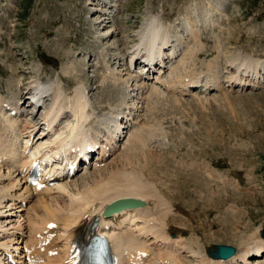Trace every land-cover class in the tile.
Here are the masks:
<instances>
[{
    "label": "rangeland",
    "instance_id": "1",
    "mask_svg": "<svg viewBox=\"0 0 264 264\" xmlns=\"http://www.w3.org/2000/svg\"><path fill=\"white\" fill-rule=\"evenodd\" d=\"M96 2L0 0V92L8 100L18 97L16 85L19 79L26 87L37 79L45 83L55 82L71 99L82 87L94 108L90 110L95 122L89 132L94 134L97 121L109 117L120 101L133 95L130 91L134 88L125 90L120 84L116 91L110 80L103 83L106 72L101 53L108 55L110 68L123 71L124 65L126 68L130 61L129 55L125 54L139 47L138 34L146 20L159 19L165 27H173L171 31L182 39L183 51L191 49L194 54L188 70L192 72L191 76L196 78L195 75L201 72L208 73V63L216 64L221 89L208 94H200L196 89L186 96L171 95L170 92L165 99H152L153 108H150L152 103L146 106L145 123L143 120L144 128H149L151 133L148 147L138 152L130 166L139 168L153 157L157 162L150 166L146 175L169 204V238L184 236L192 243L199 241L205 253L206 249L213 251L218 244L246 250V244L255 242L257 228H264V81L260 78V84L255 88L227 85L231 83L228 76L244 75L235 71L236 65L232 63L240 56L264 62V0H99L101 8H107V15L114 16L115 24L110 23L107 28L96 25L95 19L100 16L99 12H94ZM112 5L115 6L110 8ZM111 11L114 12L110 14ZM111 27L118 28L116 30L120 33L102 41L100 36ZM98 31L103 32L100 35ZM180 53L183 52L178 55ZM119 54V59L125 55L124 61L113 60ZM72 63L78 73L66 76L65 70ZM141 68L137 67L136 71ZM260 72L264 77V70ZM254 76L247 78L246 82H256ZM211 83L217 84L214 79ZM136 94L132 100L136 101ZM27 108L30 113L32 108ZM122 109L130 110L131 106ZM140 115L143 112L133 116L139 121ZM0 116V130H4L6 121L3 115ZM127 138L128 134H125L117 142L116 151L101 163V167L106 168L105 171L101 168L102 175L115 171L111 166L120 160ZM22 141L24 139L17 142ZM141 152L147 154L146 160H143V153L139 154ZM10 169L12 172L7 166L0 168V174H6ZM96 170L93 165L86 173H79L74 178L76 181L72 179L75 182L71 181L77 182L82 190L86 187L82 178L88 176L87 173H90L91 185L95 178L96 182L100 180L101 173ZM214 175L215 179L210 177ZM9 176L6 181L1 180L0 191L11 183ZM25 189V185L18 186L14 193L26 196ZM68 196L58 198L62 205L70 202ZM53 197H49V203ZM38 198L25 202L23 211L19 210L21 203L0 206V225L11 229L21 222L25 224L27 220L24 218L28 211L35 212ZM149 202L153 208L156 202ZM43 212L38 213L40 218L45 217ZM126 227L129 225L124 224L122 230ZM15 239L18 241L20 236ZM23 239L26 240L21 237ZM160 246L168 250L173 248ZM192 247L199 251L198 245ZM186 252L181 254L183 262L201 264L197 255L194 259ZM250 261L263 262L264 256Z\"/></svg>",
    "mask_w": 264,
    "mask_h": 264
},
{
    "label": "bare ground",
    "instance_id": "2",
    "mask_svg": "<svg viewBox=\"0 0 264 264\" xmlns=\"http://www.w3.org/2000/svg\"><path fill=\"white\" fill-rule=\"evenodd\" d=\"M100 4L99 0H97L94 12H99L100 16L95 19V22L96 25H104L107 28L110 23V25L115 24L114 16L110 17L107 15L109 14L108 10H106L107 8H101ZM113 6L115 5L110 6V8ZM112 12L114 11H111L110 14ZM172 28L165 27L159 19L146 20L143 29L138 34L139 47L125 54L129 55L130 61L126 64V68L124 65L123 71L110 68L107 63L108 55L101 53L102 60L104 61L103 68H105L106 72L102 77L103 83L110 80L113 90L120 87V84L125 87V90L130 89L132 86L134 88L130 91V93L133 92V95L127 96L126 101H120L119 106H116L109 117L102 119V121H97L98 125L94 134L92 132L89 133L91 131L90 126L92 127L95 122L94 118L92 120L93 114H91L90 110H94V108L85 92L86 90L82 87L77 91V95L71 99L65 96L63 89L56 85L55 82V84L51 82L45 83L42 82V79H37L26 87L27 85H24V81L19 79L16 85L18 88L17 95H19L18 97L16 96L17 98L14 95L15 98L8 100L0 92V114L9 123L8 126L4 121V130H0V168L2 169L6 166L8 168L12 167V172H10V169L7 172L8 174L3 175L2 171V174H0V184L3 182L1 180L6 181L9 175V183L11 182L0 191V206L6 203L4 207H10L11 205L21 203L19 210L23 211L22 207L25 205V202H29L34 197H39L37 206L34 207L35 212L30 213L28 211V216L24 218L27 220V224H21V222L11 227V229L0 225V232H3V235H0V251L4 250L8 254L20 251L22 258L28 257L34 262L37 261L38 264H66L65 261L68 259L73 245L76 242L81 244V233L79 232H82V228L88 227L92 217L103 214L106 206L110 204L126 199H136L142 201L144 206L113 213L111 220L102 221L100 225L101 229L98 231V233L111 237L112 246L119 259V264H186L182 260L183 257L181 258V254L186 250V253L194 259H197V255L200 258L201 264H264V261L254 263L250 261L251 258H263L264 256V240L260 236L264 228H257V236L253 240L255 242L246 244L247 247H244L246 250H242L243 248H240V250L236 249L238 250L237 254L226 261L214 259L212 255L209 256L208 249H206L205 253L199 245V241L192 243L188 238L185 239L184 236L169 238L167 221L170 212L169 204L163 199L161 192L157 191L158 188L154 185V182L149 178L147 179L146 175L150 166L156 165L157 162L155 161V164L153 156L152 160L147 161V154L141 152L139 154L143 153L145 157L143 160H146L143 162L144 164L139 166V168L133 165L134 169L130 166L132 159L137 157L138 152L148 147L151 133L149 128H144V114H146L144 113V109L152 103V99L159 97L165 99L170 92H172L171 95L180 94L181 96H186L192 92L191 88H204L200 92H207L209 90L207 86L209 88L212 87L214 90L215 88H221L219 66L216 64L208 63V73L201 72L195 75L196 78L191 76L192 72L188 70L189 65L193 61L194 54L191 49L183 51L182 39L178 34H174L171 31ZM116 29L111 27L110 30H106L102 37L100 36L102 41L118 35L120 31L118 32ZM103 31L105 30L103 29ZM103 31H98V33L101 35ZM124 44L123 42L122 46ZM181 51L183 53L178 55ZM120 54L115 56L113 60L120 57ZM93 55L91 54V56ZM125 55H122L121 59L118 58L117 60L124 61ZM145 56L152 61L155 60L157 63H155L156 68L152 73L150 72L152 67L144 65L143 61H141V58ZM235 61L232 62L236 65L237 70L235 71L242 72L244 75L230 76L233 79V83L240 80L238 76L241 78L240 83H242V86L248 87L258 86L260 78L264 80V77H261L262 72H260L264 70L263 61L245 56H240ZM74 65L75 63L70 64L69 69L65 70L66 76L78 73ZM133 65L135 66L134 69ZM137 67H142V70L136 71ZM157 69L160 72L151 80V75H155ZM39 72L40 69L38 68L37 75ZM254 73H256L254 78H257V82L253 84L246 83L247 78L253 76ZM60 78L63 80L62 77ZM211 78L216 81V86L211 85ZM149 81H151L150 84H148ZM56 87H58L57 90ZM135 92H137L136 101L132 100L135 98ZM40 100L42 104L37 106ZM130 101H133L134 104ZM141 103L143 104L142 106ZM153 103L150 107L151 109L153 108ZM155 103L157 104V102ZM130 106V110L123 111V107L128 109ZM27 107L32 108L30 113L27 112ZM132 108L134 109L132 110ZM134 111L137 113H132ZM127 112H130V114ZM138 112H143V115H140L141 118L139 117V121L137 120L138 117L133 116L134 114H138ZM101 133L104 134L103 137L106 136V139L103 140L100 137ZM125 134H128V138L119 157L120 160L117 158V162H113L114 164L111 166V169H115V171L110 172V174L107 171L108 174L105 172L106 175H102L101 168L103 166L101 167V163L103 162H99L96 164L98 169L96 171L101 173L100 180L96 182L95 178L91 182L93 185L89 182L88 177L90 173H87L88 176L82 178L83 186L86 185L82 190L78 188L77 182L72 183L75 179L72 181H65L63 179L60 180L59 184L50 188L42 186V188L34 187L32 189L26 186V196H17L14 193L18 189V186L26 184V180L23 179L26 178L24 169L27 167L30 169L31 161H25V158L27 152L32 147H35V150L32 152V157L34 158L43 153L50 152L53 147H64L63 149L69 150L75 147H84L86 142L90 143L95 149L97 142L102 139L106 144L99 142V145H102V153L104 154L103 157H105L107 153L110 155L112 151H116L117 142H120ZM19 139H24L20 150L13 148L10 143L5 144L6 141H13L12 143L17 144ZM107 146H110V149ZM149 149L148 151L151 150ZM56 154L58 153L56 152L53 156H56ZM153 176L151 175V177ZM210 177L215 179V175ZM76 189L77 192L74 193ZM65 194L70 197V202L66 203V206L62 205L58 200L61 196H66ZM53 195L54 197L50 198L49 203V197ZM152 200L156 202L153 207L154 209L150 206L149 202ZM162 210L163 212L160 214ZM40 211H44L45 217H39L38 213ZM39 220L40 222L37 223ZM51 224L55 225V228L50 229ZM124 224L129 225V228L126 227V229L123 228L124 230L118 231L121 230ZM56 232L58 234H56V238L53 240ZM17 235L20 236L18 241L15 239ZM21 237L26 238V240H21ZM1 238L7 240H1ZM52 243L58 244L60 246L59 249L48 250L54 248ZM42 244L50 245L45 250ZM193 244L198 245L199 251L193 249ZM160 245H166L175 249L168 250L165 249V246L164 248ZM203 252L205 254L201 255ZM50 253H56V256H48Z\"/></svg>",
    "mask_w": 264,
    "mask_h": 264
},
{
    "label": "water",
    "instance_id": "3",
    "mask_svg": "<svg viewBox=\"0 0 264 264\" xmlns=\"http://www.w3.org/2000/svg\"><path fill=\"white\" fill-rule=\"evenodd\" d=\"M119 205L118 208H116ZM144 206V203L140 200L136 199H128V200H121L117 204H113L108 208V211L106 212V215L109 216L113 212H118L123 208H136V207H142ZM261 237L264 239V230L261 234ZM236 253V249L233 246L228 245H221L216 246L212 252H210V255H212L215 259H223L228 260L229 258L233 257Z\"/></svg>",
    "mask_w": 264,
    "mask_h": 264
}]
</instances>
